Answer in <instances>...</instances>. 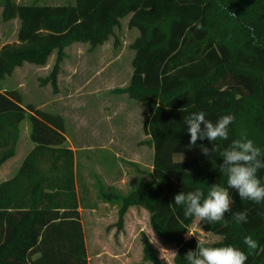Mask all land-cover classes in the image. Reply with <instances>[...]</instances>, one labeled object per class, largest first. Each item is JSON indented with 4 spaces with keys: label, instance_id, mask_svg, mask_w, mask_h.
<instances>
[{
    "label": "trees",
    "instance_id": "trees-1",
    "mask_svg": "<svg viewBox=\"0 0 264 264\" xmlns=\"http://www.w3.org/2000/svg\"><path fill=\"white\" fill-rule=\"evenodd\" d=\"M0 7L3 20H18L15 41L0 47V79L25 62L44 66L55 51L44 80L53 87L66 47L102 44L128 16L127 26L138 35L130 44L128 84L119 92L147 111L142 131L152 146L151 170L125 193L98 185L96 197L116 209V232L129 207L144 209L152 231L175 246L173 263L184 264L197 245L185 238L195 218L184 217L174 195L224 185L220 152L242 133L264 148V0H2ZM194 111L213 122L235 117L229 140L216 141L219 150L209 158L200 151L201 144L211 147L206 139L189 145L183 120ZM24 119L34 147L15 175L0 182V264H88L63 117L23 105L17 89H0V164L14 154ZM233 197L232 211L247 210L249 222L237 224L231 213L225 222H201L203 231L221 238L206 244H232L250 252L246 264H264V203L241 201L235 191ZM245 236L258 242L257 249L243 244ZM141 239L143 261L164 264L147 237Z\"/></svg>",
    "mask_w": 264,
    "mask_h": 264
},
{
    "label": "rangeland",
    "instance_id": "rangeland-1",
    "mask_svg": "<svg viewBox=\"0 0 264 264\" xmlns=\"http://www.w3.org/2000/svg\"><path fill=\"white\" fill-rule=\"evenodd\" d=\"M14 1L21 4L32 2L66 4L72 0ZM127 21L128 16L120 19L118 26L113 29V34L102 44L90 47L87 43H74L66 47L59 64L55 87L50 82L44 81L54 63L55 51L48 57L44 66L25 62L14 68L9 75L0 79V89H17L21 93L23 105L42 106L41 110L52 113L60 110L71 112L78 117L83 133L87 134L93 130L101 135L108 134L113 139L119 138L125 141V149L118 158V162L123 165L125 171V182L113 186L121 193L131 189L139 179L147 180L149 178L148 173L152 161L149 144L143 145L141 150L136 146L139 141L145 144L141 126L147 111L143 104L131 100L127 94L119 92L128 84L133 56L130 44L138 35L136 29L127 26ZM17 28V19L7 21L2 19L0 7V47L5 43L15 41ZM82 139L81 143H90L91 141L87 140L85 136H82ZM101 142L102 139L97 141V143ZM136 155L140 157V162H137ZM176 158L181 159L182 155L179 154ZM138 170L143 172H138ZM112 173L114 174V172ZM100 201L99 198H95L94 206H97ZM101 214V219L97 223L113 226L115 241L118 239L117 234H121L122 239L131 245L142 244L141 237L145 235L160 262L174 264L175 246L165 242L152 231L148 214L144 209L129 207L124 216L123 228L118 232L115 228L117 211L112 216L102 212ZM188 232L194 234L188 236L186 233V239L197 240L196 237H198L208 243L221 239L219 236L203 231L201 222L196 218ZM107 234L108 231L100 232L101 240L107 239L105 237ZM92 250L89 247L91 259L93 257ZM146 264L151 263L146 262Z\"/></svg>",
    "mask_w": 264,
    "mask_h": 264
},
{
    "label": "clouds",
    "instance_id": "clouds-1",
    "mask_svg": "<svg viewBox=\"0 0 264 264\" xmlns=\"http://www.w3.org/2000/svg\"><path fill=\"white\" fill-rule=\"evenodd\" d=\"M204 111H194L184 117L183 123L189 134V145L196 141L209 142L211 147L200 145V151L205 157H210L219 150L216 141L229 140V126L234 123L232 114L218 117L215 122L207 119ZM222 162L217 165L221 175L226 177L224 185L214 183L208 185L207 192L201 188L191 191H180L173 197L174 205L183 210L185 218H196L208 224L225 222V214L231 213L235 223L249 222L247 210L232 211L235 206L233 191L241 201H251L259 205L264 203V176L259 173L264 170V148L258 146L252 139L242 133L239 139H233L220 152ZM194 233H187L192 236ZM197 238L194 250H189L183 257L184 264H246L248 254L241 248L226 244L219 247L208 246L203 239ZM243 244L249 250H255L258 242L252 236H245Z\"/></svg>",
    "mask_w": 264,
    "mask_h": 264
},
{
    "label": "crops",
    "instance_id": "crops-1",
    "mask_svg": "<svg viewBox=\"0 0 264 264\" xmlns=\"http://www.w3.org/2000/svg\"><path fill=\"white\" fill-rule=\"evenodd\" d=\"M56 113L64 119V145L73 152L74 183L78 200L77 210L80 214L88 264H146L142 259L141 243L131 245L122 239L121 234H117L118 239L115 241L113 239L115 235L114 227L110 224L97 223L101 219V212L112 216L116 213V209L102 201L97 206H94L93 203L94 199H97L95 195L96 186L113 187L125 182L123 165L118 162L120 153L125 149V141L119 138L113 139L108 134L101 135L93 130L85 134L80 129L81 123L75 114L63 110ZM146 117L147 112L144 121ZM18 128L19 133L14 154L0 164V182L15 175L27 154L34 147L29 138V121L27 119L22 120ZM82 136H85L87 140H91L90 143H81ZM99 139H102L101 143H97ZM143 140L145 144L139 141L136 143L137 148L141 150L143 145L149 144L150 154L152 155V146L148 141L149 137L144 133ZM136 158L137 162H140L138 155H136ZM94 179H96L95 182ZM102 231H108L105 240H101L100 232ZM89 247L93 249L92 259L89 255Z\"/></svg>",
    "mask_w": 264,
    "mask_h": 264
}]
</instances>
